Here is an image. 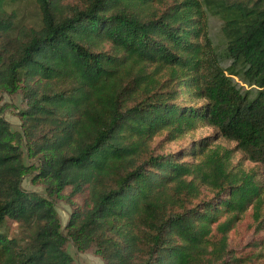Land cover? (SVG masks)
<instances>
[{
	"label": "trees",
	"instance_id": "obj_1",
	"mask_svg": "<svg viewBox=\"0 0 264 264\" xmlns=\"http://www.w3.org/2000/svg\"><path fill=\"white\" fill-rule=\"evenodd\" d=\"M18 1L0 0V91L26 100L20 131L0 110V264H74L69 242L102 264H252L264 0H33L32 25Z\"/></svg>",
	"mask_w": 264,
	"mask_h": 264
},
{
	"label": "rangeland",
	"instance_id": "obj_2",
	"mask_svg": "<svg viewBox=\"0 0 264 264\" xmlns=\"http://www.w3.org/2000/svg\"><path fill=\"white\" fill-rule=\"evenodd\" d=\"M13 8H15L22 23L26 25H32L36 21L37 11L33 0H19L13 6ZM25 101L26 100L24 99V96L21 92L10 95L0 91V110H2V117L10 124L11 129L14 131L21 130V123L18 114L20 111L26 108ZM203 133H206V131H203ZM198 135H200V133L195 134V136ZM191 138L192 137H188L175 143L166 144L163 147V151L176 150L179 147L187 144ZM158 140L159 138H157L155 142H157ZM25 159L28 163L33 162L26 157ZM244 166L246 170H251L255 167V164L251 162H244ZM22 188L26 191H33L39 194L44 193L42 184L29 173L25 174L23 178ZM55 208L59 215L61 226L64 227L69 217L70 208L66 203L62 201H57L55 204ZM15 229L16 228L12 229V233L16 232ZM230 236L232 242L240 243L241 247H245V251L249 250L247 248V245L249 244V242L253 241L250 235L244 239L239 240L237 238V234L232 231ZM262 236V245L259 248V252H261V254L252 264H264V233L262 234ZM67 249L69 250L74 260V264H102L101 260L94 254L93 249H89L85 252H77L72 242H69Z\"/></svg>",
	"mask_w": 264,
	"mask_h": 264
}]
</instances>
